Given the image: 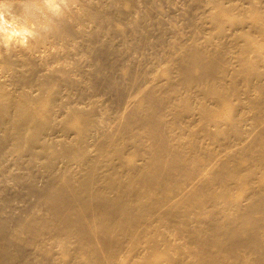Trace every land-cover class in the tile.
<instances>
[{"label":"bare ground","instance_id":"obj_1","mask_svg":"<svg viewBox=\"0 0 264 264\" xmlns=\"http://www.w3.org/2000/svg\"><path fill=\"white\" fill-rule=\"evenodd\" d=\"M0 264H264V0H0Z\"/></svg>","mask_w":264,"mask_h":264},{"label":"rangeland","instance_id":"obj_2","mask_svg":"<svg viewBox=\"0 0 264 264\" xmlns=\"http://www.w3.org/2000/svg\"><path fill=\"white\" fill-rule=\"evenodd\" d=\"M159 8H161V9H165L166 10V14H169V15H171L172 13H170V11L168 10V8H167V6L165 5V4H163L162 3V5H160L159 6ZM155 53L159 56H162L163 54H164V48L163 47H158L157 48V50L155 51ZM82 58H84V59H87V60H89L90 62H92L93 60H92V55H89L88 53H87V51H85V52H82ZM155 55H153L152 57H154Z\"/></svg>","mask_w":264,"mask_h":264}]
</instances>
